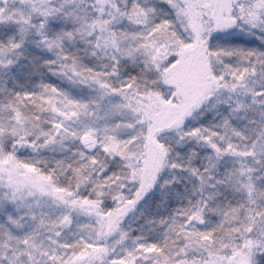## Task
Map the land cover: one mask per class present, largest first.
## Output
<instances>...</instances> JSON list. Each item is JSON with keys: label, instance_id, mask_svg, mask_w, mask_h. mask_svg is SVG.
<instances>
[{"label": "snow or ice", "instance_id": "snow-or-ice-1", "mask_svg": "<svg viewBox=\"0 0 264 264\" xmlns=\"http://www.w3.org/2000/svg\"><path fill=\"white\" fill-rule=\"evenodd\" d=\"M0 264H264V0H0Z\"/></svg>", "mask_w": 264, "mask_h": 264}]
</instances>
